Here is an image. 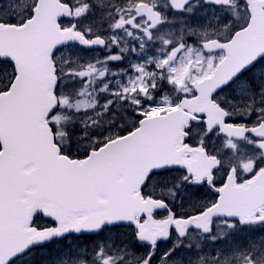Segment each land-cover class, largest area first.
Segmentation results:
<instances>
[{
  "label": "flooded vegetation",
  "instance_id": "obj_1",
  "mask_svg": "<svg viewBox=\"0 0 264 264\" xmlns=\"http://www.w3.org/2000/svg\"><path fill=\"white\" fill-rule=\"evenodd\" d=\"M248 1L232 0L230 8L213 7L212 15L207 16L208 26L214 31L209 39L222 44L241 42L253 32L244 44H258L259 38L264 40V30L252 24ZM138 4L120 5L117 9L119 17L127 14L128 19L122 24L133 25L137 35H142L144 49L135 41L137 55L142 52L149 59L155 52L156 30L146 17L138 14ZM257 11L264 13V5ZM171 15V10L165 14L166 23L158 31L177 26L185 35L189 28L194 30L195 22L207 19L203 14L189 17L184 12L172 21ZM124 35L126 39L131 37L128 31ZM188 41H194V37L187 35L183 45L174 47L171 53L180 57ZM226 55V49L212 55L203 54L206 64L212 68L205 77L214 73ZM192 77L184 76L180 84L172 81L174 86L150 79L145 91L157 92V88L166 92L173 90L174 94L193 93L197 82H190ZM139 85V82L132 84L133 96L139 94ZM235 97L239 98L238 105L234 103ZM214 101L230 116L217 115L215 120V112L201 113L199 122L192 123L187 131L183 146L193 150L182 154L184 165L153 174L143 189V196L159 202L162 208L153 211L150 217L137 218L135 225L107 227L97 236L73 237L68 243L72 251L70 261L56 264H253L252 255L258 253L254 249H264V204L253 200L251 189L257 175L264 171V128L256 133L249 131L260 125L264 127V56L214 96ZM142 106L138 104L139 108ZM238 111L245 114L240 115ZM208 115L214 116L210 124ZM257 116L263 118L255 121ZM215 122L221 126L215 127ZM228 127H244L247 136L242 141L231 138L225 134ZM193 162L196 166H188ZM258 185L261 188L264 180ZM147 221L150 232L162 237L169 228L168 240L154 245L139 242L138 233L141 228L145 229ZM183 228L184 237H181L179 230Z\"/></svg>",
  "mask_w": 264,
  "mask_h": 264
},
{
  "label": "water",
  "instance_id": "obj_2",
  "mask_svg": "<svg viewBox=\"0 0 264 264\" xmlns=\"http://www.w3.org/2000/svg\"><path fill=\"white\" fill-rule=\"evenodd\" d=\"M50 55L34 32L0 26V59L12 60L18 72L11 90L0 95V247L10 251L8 261L68 233L134 223L140 209L153 210L140 199L148 174L154 167L181 164L183 150L176 136L189 121L179 114L181 109L146 119L139 130L82 161L61 155L46 123L56 108ZM226 78L219 71L215 82ZM206 82L199 98L184 102L183 107L195 108L204 101L200 97H210L201 92L212 87V81ZM254 193L253 197L263 196L262 190ZM38 212L58 227L44 232L32 229ZM139 238L154 241L146 233Z\"/></svg>",
  "mask_w": 264,
  "mask_h": 264
},
{
  "label": "rangeland",
  "instance_id": "obj_3",
  "mask_svg": "<svg viewBox=\"0 0 264 264\" xmlns=\"http://www.w3.org/2000/svg\"><path fill=\"white\" fill-rule=\"evenodd\" d=\"M34 1L35 0H11L10 1V8H11V10L15 9L18 12L23 14L28 10V8H30L33 5ZM95 1L98 4H101V6L104 8L102 9V12L96 16L94 22L96 24L99 23V25L101 24V26H103L108 21L112 27H115V24L117 22V15H116V13L112 12L113 11V0H95ZM136 1H139V0H133L132 3H135ZM101 26H99L97 28L98 31H100L101 29L104 28V27L101 28ZM107 30H110V29H107ZM197 30L202 35V38H208L211 36V32H214V31L201 30L199 28H197ZM112 38L116 39V36L113 35ZM189 43H190V48L188 49V51L183 53L180 58L176 57V60L174 63L168 62V59H169L168 51L158 50V51L154 52L152 57L147 59L144 66H147L148 63L152 65L153 64L152 62L155 59L160 63L156 67L159 68L160 70H162L163 72H165L170 80H172L173 82H177V84H180V82L182 81V78L185 76V74L189 68L188 66L190 63L200 65L199 50H198V48L193 46L192 42H189ZM67 59H68V60H66L67 65H70L72 62H74L75 63V69L78 68L79 64H77L76 60H73V58L71 57V54H69ZM101 61H103V59H101L100 54H92L91 60L86 62L87 68L84 71H82V77L83 78H87L89 75H94V77L91 81V84H90L91 86H97L98 83H100V78H103V76H104L105 68H100V65H99ZM82 62H84V61H82ZM185 64H186V66H185ZM146 77H147V75L144 74L143 80ZM11 79H12V69L11 68H4L2 71V74L0 75V84L6 85L7 83H9L11 81ZM131 82H132L131 79L127 80L126 85L130 84ZM113 86H114V89L112 88ZM120 90H121L120 81H117V80H114L113 82L108 81L105 83L104 86H102L100 88V91L112 93L113 95H115V94L120 95L119 94V93H121ZM125 91L127 92V90H125ZM125 91H122L121 94L123 95V97L121 96V99L128 97L129 101H131L134 104V106H136L138 104L137 97H139L141 94H143L145 92V89L143 88L142 82H141V84L139 85V94L138 95L132 96L129 93L128 94L125 93ZM170 98H171L170 95H166L163 97V100L166 101ZM111 103H112V101L109 102L105 108H107ZM234 103L236 105H238L239 100L237 99V97H235ZM78 104H79V106L77 108V113H81V114H83V112H86L87 110H89L91 107V104H89L85 101H78ZM158 104H160V102H158ZM73 107H75V106H73ZM167 109H168V106H166L164 104H160L156 107L155 106L152 107V110L154 112H158V111L161 112V111L167 110ZM238 112L240 113V115L245 114V112H243V111H238ZM105 114H107L109 116L111 122H113V123L117 122L116 120L122 117V114L117 113V112H113L111 110H105V111L101 110V112L99 114H96V116L100 118V117L105 116ZM247 115L249 116L250 112H247ZM125 116H126L125 118L127 121L129 117L126 113H125ZM84 118H86V117H83V118L78 117V119H80L81 124H83ZM91 118L93 120H96L94 118V116ZM261 118H263V116H257V117H255V121H259ZM129 120L130 121H127V122L131 125L133 120L131 118ZM106 121H108V120H106ZM127 122H125L124 124H127ZM121 123H122V121H121ZM118 130H119L118 125H113L111 127H109V125H108L107 128H105V126H103L101 128V130H99L101 132V136L98 137V139H95L94 142L89 141L87 143V142H85V140L82 142H84L83 143L84 145H87V144L91 145V144H95L97 142H100L102 140H108V139L116 136L118 133ZM83 132L84 131H82V133ZM61 134L63 135V133H60V135ZM93 137H95V135H93ZM74 150H79V148H74ZM254 250L258 252L256 257H257V260H259V263L264 261V249H262V248L258 249L257 248Z\"/></svg>",
  "mask_w": 264,
  "mask_h": 264
},
{
  "label": "trees",
  "instance_id": "obj_4",
  "mask_svg": "<svg viewBox=\"0 0 264 264\" xmlns=\"http://www.w3.org/2000/svg\"><path fill=\"white\" fill-rule=\"evenodd\" d=\"M68 127V126H67ZM69 127H71L73 130H75V131H77L76 129L78 128V127H80V126H75V125H71V126H69ZM67 134H68V132H67ZM82 139H83V136H74L73 134H70V136H69V140H68V142H69V144H70V146H73V145H76L77 144V148H79V150L80 151H84L85 150V148H86V145H84L83 143L84 142H82ZM95 141V140H94ZM82 142V143H81ZM96 145L98 144V142L97 143H95ZM93 145V144H92ZM92 146H90L89 147V149L91 148ZM66 153L67 154H73V153H75V154H77V156H78V154H82V153H80V152H78V150L76 151V152H72L73 151V149L71 148V149H67L66 148ZM87 153V150H85L84 152H83V154H86Z\"/></svg>",
  "mask_w": 264,
  "mask_h": 264
},
{
  "label": "bare ground",
  "instance_id": "obj_5",
  "mask_svg": "<svg viewBox=\"0 0 264 264\" xmlns=\"http://www.w3.org/2000/svg\"><path fill=\"white\" fill-rule=\"evenodd\" d=\"M261 103H262V101H261ZM260 104V103H259ZM261 105V104H260Z\"/></svg>",
  "mask_w": 264,
  "mask_h": 264
}]
</instances>
